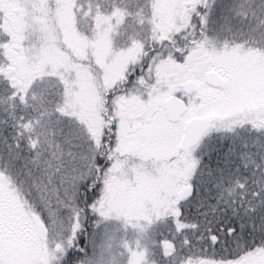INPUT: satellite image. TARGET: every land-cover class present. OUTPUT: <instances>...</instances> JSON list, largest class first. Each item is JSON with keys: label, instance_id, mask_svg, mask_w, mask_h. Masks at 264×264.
<instances>
[{"label": "snow or ice", "instance_id": "1", "mask_svg": "<svg viewBox=\"0 0 264 264\" xmlns=\"http://www.w3.org/2000/svg\"><path fill=\"white\" fill-rule=\"evenodd\" d=\"M26 6L22 35L0 0V264H264V0Z\"/></svg>", "mask_w": 264, "mask_h": 264}, {"label": "trees", "instance_id": "2", "mask_svg": "<svg viewBox=\"0 0 264 264\" xmlns=\"http://www.w3.org/2000/svg\"><path fill=\"white\" fill-rule=\"evenodd\" d=\"M124 2L127 5L130 3V0H120L121 4H123ZM26 4H27V0H12V7L9 10V18H10L13 26L20 29L22 35H23V29L24 28H26V27L31 28L32 27V21L36 17V13L34 12V10L32 8L27 7ZM69 8L70 7L60 10V24L62 25V27H63V24H62L63 16ZM24 16L27 17V19H26V20H28L27 22H25ZM40 19H44V18L40 17ZM49 36H50V37H48L49 44L53 48L60 49V43H66L65 39H64V29H63V35L62 36L55 33L54 31H50ZM51 37L52 38L54 37V38L52 39ZM66 46H67L68 50H71V49H69L67 44H66ZM64 52L68 53V51H64Z\"/></svg>", "mask_w": 264, "mask_h": 264}, {"label": "rangeland", "instance_id": "3", "mask_svg": "<svg viewBox=\"0 0 264 264\" xmlns=\"http://www.w3.org/2000/svg\"><path fill=\"white\" fill-rule=\"evenodd\" d=\"M122 5H126L124 2ZM76 16L77 14L73 13L72 9L69 8L64 16H63V29H64V39L66 44L68 45L69 49H71L73 52H75L78 55H85V48L88 47V44L84 41L82 38V34L79 33L75 27L76 24ZM25 22L28 20L26 16H24ZM121 35L116 37V44L119 46L122 41L123 37V28L119 29ZM52 34V33H51ZM50 37V36H49ZM52 38V37H51ZM54 38V37H53ZM52 38V39H53ZM215 43V41H214ZM58 52H60V49L55 48ZM98 56L102 57V53L98 52ZM59 61H63L68 59V53L67 52H60V56L57 58ZM83 77V73H82ZM87 83H91V80H87Z\"/></svg>", "mask_w": 264, "mask_h": 264}]
</instances>
